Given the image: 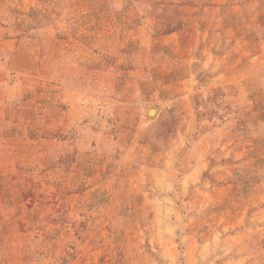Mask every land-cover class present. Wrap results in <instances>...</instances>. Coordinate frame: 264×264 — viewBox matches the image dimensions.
<instances>
[{
	"label": "rangeland",
	"instance_id": "obj_1",
	"mask_svg": "<svg viewBox=\"0 0 264 264\" xmlns=\"http://www.w3.org/2000/svg\"><path fill=\"white\" fill-rule=\"evenodd\" d=\"M0 264H264V0H0Z\"/></svg>",
	"mask_w": 264,
	"mask_h": 264
},
{
	"label": "bare ground",
	"instance_id": "obj_2",
	"mask_svg": "<svg viewBox=\"0 0 264 264\" xmlns=\"http://www.w3.org/2000/svg\"><path fill=\"white\" fill-rule=\"evenodd\" d=\"M154 110H152V112H153ZM154 113H155V111H154Z\"/></svg>",
	"mask_w": 264,
	"mask_h": 264
}]
</instances>
